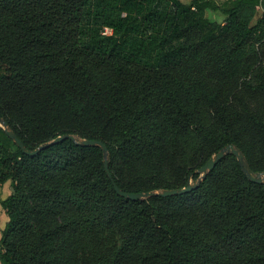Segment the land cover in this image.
I'll list each match as a JSON object with an SVG mask.
<instances>
[{
  "label": "trees",
  "instance_id": "16d2710c",
  "mask_svg": "<svg viewBox=\"0 0 264 264\" xmlns=\"http://www.w3.org/2000/svg\"><path fill=\"white\" fill-rule=\"evenodd\" d=\"M0 118V264H264V182L197 173L264 172V0H0ZM65 135L112 179L98 146L27 155Z\"/></svg>",
  "mask_w": 264,
  "mask_h": 264
},
{
  "label": "water",
  "instance_id": "95a60500",
  "mask_svg": "<svg viewBox=\"0 0 264 264\" xmlns=\"http://www.w3.org/2000/svg\"><path fill=\"white\" fill-rule=\"evenodd\" d=\"M0 125L4 128H7V124L6 122H4L2 120V118H0ZM10 134V133H9ZM12 140L23 150L25 151L24 145L21 143V141L15 136V135H10ZM70 140L72 142H74L75 144L79 145V146H83V147H93V146H98L101 147L103 149V153H104V158H105V169L109 175V178L112 179V174L110 172L109 169V163H108V149L107 147L99 141H81L80 138L73 136V135H65V136H61L56 138L53 141H50L48 143L43 144L42 146H40L37 150H35L34 152H27L28 156L31 157H35L37 156L40 152H42L43 150L48 149L51 146L60 144L64 141ZM227 155H234L237 160L242 164V168H243V172L245 174V176L253 183H258L261 184L264 182V172L260 173V174H256L254 177L250 174V172L248 171V169L246 167L243 166L244 163V156L232 145L227 146L226 148H224L222 151H220L217 155H215L213 158H211L197 173L199 175H201L203 178H205L207 176L208 173L212 172L217 164L222 161L224 159L225 156ZM114 184V188L115 191L117 192V194L127 200H131V201H140L143 199H150V198H154V197H161V198H169V197H173V196H182L185 194H188L194 190H196L200 184H201V180H199L196 184L192 185L191 183L188 184V186L184 189H180V190H166V191H162V192H150V193H139V194H130V193H124L117 185L116 183L113 181Z\"/></svg>",
  "mask_w": 264,
  "mask_h": 264
},
{
  "label": "rangeland",
  "instance_id": "374dc122",
  "mask_svg": "<svg viewBox=\"0 0 264 264\" xmlns=\"http://www.w3.org/2000/svg\"><path fill=\"white\" fill-rule=\"evenodd\" d=\"M181 1L186 4L191 2V0H181ZM215 1L222 3L226 0H215ZM262 14L263 11L259 10L256 15V20L259 19L262 16ZM208 17L212 22H223V19L221 17L215 15L212 12H209ZM190 183L194 185V181H191ZM12 192H13L12 184L10 182L0 187V253L2 251L1 238L3 235V231L5 230L6 225L8 224V216L5 209L2 206V202L5 201L8 197H10L12 195Z\"/></svg>",
  "mask_w": 264,
  "mask_h": 264
},
{
  "label": "built area",
  "instance_id": "2783aa9c",
  "mask_svg": "<svg viewBox=\"0 0 264 264\" xmlns=\"http://www.w3.org/2000/svg\"><path fill=\"white\" fill-rule=\"evenodd\" d=\"M106 33H110V30H106Z\"/></svg>",
  "mask_w": 264,
  "mask_h": 264
}]
</instances>
